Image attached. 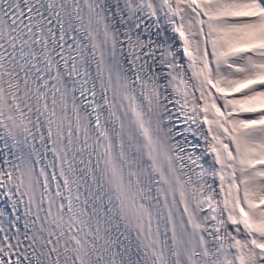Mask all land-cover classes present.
I'll return each instance as SVG.
<instances>
[{
	"label": "snow or ice",
	"instance_id": "obj_1",
	"mask_svg": "<svg viewBox=\"0 0 264 264\" xmlns=\"http://www.w3.org/2000/svg\"><path fill=\"white\" fill-rule=\"evenodd\" d=\"M0 264H264V0H0Z\"/></svg>",
	"mask_w": 264,
	"mask_h": 264
}]
</instances>
